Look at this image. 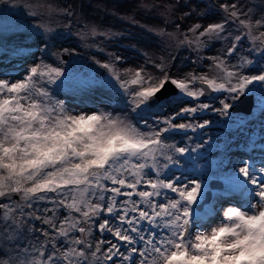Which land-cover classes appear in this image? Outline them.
Masks as SVG:
<instances>
[{"label":"snow or ice","instance_id":"1","mask_svg":"<svg viewBox=\"0 0 264 264\" xmlns=\"http://www.w3.org/2000/svg\"><path fill=\"white\" fill-rule=\"evenodd\" d=\"M219 7L218 21L193 24L181 41L196 52L221 45L216 55L197 57L209 61L204 71L172 75L163 63L154 64L159 76L144 66L120 69L114 53L94 61L108 74L102 86H118L123 108L115 115L58 98L70 79L62 56L75 50L52 53L57 63L41 59L20 78L3 73L0 264H264V0L255 15L240 0ZM218 96V108L205 102ZM249 97L260 113L259 140L244 135L241 119L227 170L224 160L199 164L209 141L191 142L212 123L199 122L202 115L231 118ZM210 180L226 186L213 194L219 206L205 203Z\"/></svg>","mask_w":264,"mask_h":264},{"label":"rangeland","instance_id":"2","mask_svg":"<svg viewBox=\"0 0 264 264\" xmlns=\"http://www.w3.org/2000/svg\"><path fill=\"white\" fill-rule=\"evenodd\" d=\"M240 2L253 8L254 15L261 6V0ZM8 3H19L21 6L0 5V78H5V72L12 73L14 79L20 78L28 67L41 59L47 63H57L52 53H59L63 49L75 50L71 56H62L67 62L70 79L59 91L58 98L66 99L71 108L85 110L98 106L109 111L114 109L115 115L123 108L122 104L116 103L119 100L118 86L113 89L102 86V81L108 74L94 62L96 59L104 61L107 59L106 53H114L123 58L118 62L120 69L134 70L144 66L148 73L156 76L160 73L154 68V64L159 63H163L165 70L172 75L204 71L209 61L197 63V57L214 56L221 45L217 43L210 49L204 48L196 52L187 44H181V41L186 35H191L187 30L193 24L207 26L208 23L218 21L224 15L220 4H230L232 0H8ZM29 13L36 15L31 16ZM38 25L51 31L38 29ZM93 29L98 32L110 30L115 35L107 38L93 37ZM29 32L31 35L27 38L20 35ZM57 34L60 38L53 41V36ZM44 40L48 41L47 54L42 51ZM94 45L104 48L105 52L100 53ZM21 46L23 51H20ZM248 46L245 41V48ZM99 73L100 76L97 75ZM87 81L101 83L89 85L85 83ZM222 98L218 96L215 101L208 98L205 102L218 108ZM109 104L111 108L107 107ZM254 107L255 103L252 109ZM230 111L233 113L231 118L221 117L210 111L200 118L199 122L203 119L212 122L203 133L197 132L191 142V146L195 147L196 143L209 141L201 149L204 155L197 157V162L202 166H206L209 160H224V168L227 170V157L236 153L234 144L240 143L242 139L236 129V123L241 119L245 121L244 135L251 132L259 140L261 129L257 121L260 113ZM188 135L193 136V133L189 132ZM176 139L180 140L179 137ZM226 143L232 148V153L223 147ZM212 181L221 182L223 187L211 188ZM225 187L222 180L209 181L211 199L206 203L209 207L219 206L223 202L213 194L223 193ZM205 210L198 209L201 213Z\"/></svg>","mask_w":264,"mask_h":264},{"label":"water","instance_id":"3","mask_svg":"<svg viewBox=\"0 0 264 264\" xmlns=\"http://www.w3.org/2000/svg\"><path fill=\"white\" fill-rule=\"evenodd\" d=\"M16 6L20 7L21 4L18 3V4H16ZM97 75L100 76V73ZM166 87L171 88V85H167ZM253 106H254V98L249 97V98L242 99L239 102L238 106L233 108L232 111L233 112H241L243 114H250ZM210 187L211 188H218V187L222 188L223 186H222V183L219 181H212L210 183ZM210 199H211V191L209 192L207 200L205 201V203H208ZM202 208L203 207H201L200 209H202Z\"/></svg>","mask_w":264,"mask_h":264}]
</instances>
